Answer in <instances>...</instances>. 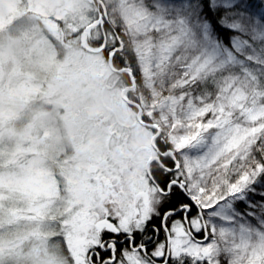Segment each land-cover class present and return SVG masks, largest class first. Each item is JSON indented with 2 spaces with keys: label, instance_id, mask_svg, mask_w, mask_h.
Here are the masks:
<instances>
[{
  "label": "snow or ice",
  "instance_id": "obj_1",
  "mask_svg": "<svg viewBox=\"0 0 264 264\" xmlns=\"http://www.w3.org/2000/svg\"><path fill=\"white\" fill-rule=\"evenodd\" d=\"M0 264H264V0H0Z\"/></svg>",
  "mask_w": 264,
  "mask_h": 264
},
{
  "label": "rangeland",
  "instance_id": "obj_2",
  "mask_svg": "<svg viewBox=\"0 0 264 264\" xmlns=\"http://www.w3.org/2000/svg\"><path fill=\"white\" fill-rule=\"evenodd\" d=\"M75 43V42H74ZM39 57L33 54L31 61H24L22 66L16 69L17 76L14 77V83L19 84L23 81L26 75L32 74L37 79H42L45 73L40 68L38 63ZM11 70V66H8L5 71ZM115 88V80L111 77H105L103 75L97 76L91 80V87L87 93L82 94V101L92 107L97 108L101 115L99 119L103 120V124L97 126L95 120L83 121V127L89 131H95L97 135L101 134L102 128L106 127L109 123L117 121L121 113L120 105H117L113 101V91ZM126 107V106H125ZM107 119H104V117ZM63 134V129H60Z\"/></svg>",
  "mask_w": 264,
  "mask_h": 264
}]
</instances>
